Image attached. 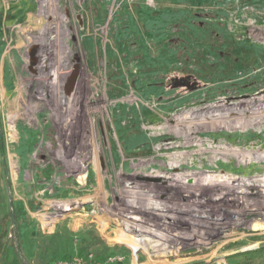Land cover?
Segmentation results:
<instances>
[{
  "label": "rangeland",
  "instance_id": "rangeland-1",
  "mask_svg": "<svg viewBox=\"0 0 264 264\" xmlns=\"http://www.w3.org/2000/svg\"><path fill=\"white\" fill-rule=\"evenodd\" d=\"M244 15L263 20L264 0H0V264H264V171L238 156L244 127L200 128L238 158L207 150L194 172L154 155L137 105L115 107L244 103L264 87Z\"/></svg>",
  "mask_w": 264,
  "mask_h": 264
},
{
  "label": "bare ground",
  "instance_id": "bare-ground-1",
  "mask_svg": "<svg viewBox=\"0 0 264 264\" xmlns=\"http://www.w3.org/2000/svg\"><path fill=\"white\" fill-rule=\"evenodd\" d=\"M262 19L263 20H260L259 18L250 20V18L247 19L246 16L244 15V28L245 29L249 28V33L244 34V46L246 44H254V43H258L259 41L260 42L264 41V17H262ZM230 25L233 29L231 32L233 31L236 32L238 28V24L234 22V18L231 19ZM229 33L230 30L228 31L227 34L228 37H229ZM253 87L255 86H252L250 89H248V91H251ZM247 95H248L247 93H244V98ZM138 98L136 97L135 94H133V97H131L129 100L124 99L123 102H117V103L115 102V107L118 108V106L121 104H127L129 107H133L132 105H137L140 108V116L144 119V121H146L145 123L146 125H144V130L151 132L149 136H151L154 140L158 142L157 147L155 148L157 153H155L154 155L156 154L159 155L160 153L158 154V152L163 151L164 153L161 154L164 158L163 161L167 160L169 162L168 163L169 165L173 166L175 164L178 165L179 168L187 167L194 172L195 171L201 172L203 168L209 166L208 164H206V162L204 161L202 162L200 158L207 150H210L207 152L209 153L212 152L216 154L218 153V155H220L219 153H221V155L236 156V159L238 158V156H242L244 158V169L255 170L256 168L259 171H264V162H263L264 137H262V134H264V87L259 88L256 91L255 95H248V98L246 99V101H244V103L241 104L236 103L237 105L227 108L217 107L208 112L200 111L201 113L198 112L190 116L185 115L179 118L174 116L168 117L166 116L165 112H162V110H156L155 107H151L149 105L144 104V102H142L143 99L139 100ZM189 125H193L191 126L192 128L189 127ZM208 125H215V127L216 126L224 127L226 125H230L231 127L234 128L244 127V136L248 137L244 141V154L238 155L236 154V152H231L232 150L228 149V147L224 148L221 147L222 145L219 146V144L218 146H216V144L215 145L207 144L204 140H202V137L211 135L210 131H204L200 129L203 127H207ZM213 128L214 127L212 126L211 129ZM253 129H259L260 131L255 132L253 131ZM166 131L167 133L173 131L176 134V136L174 137L172 136L173 138L169 136L167 137ZM159 135H163L161 139H158ZM249 139H254V141L249 142ZM133 147H134L133 144L132 146L127 147V151H132L137 148V147L135 148ZM145 151L146 149L144 147H139L136 149V152H138L139 155L144 153ZM211 160H213V156L211 157ZM253 163H257V164L255 165ZM151 164L149 167H151ZM254 190H255L254 193L258 195L260 201H262L261 203H263V206H261V208L264 209V190H261L259 188H254ZM260 227H264L262 226V222Z\"/></svg>",
  "mask_w": 264,
  "mask_h": 264
},
{
  "label": "built area",
  "instance_id": "built-area-1",
  "mask_svg": "<svg viewBox=\"0 0 264 264\" xmlns=\"http://www.w3.org/2000/svg\"><path fill=\"white\" fill-rule=\"evenodd\" d=\"M56 264H102L98 261H95L92 253L81 257V256H73L69 260H59Z\"/></svg>",
  "mask_w": 264,
  "mask_h": 264
},
{
  "label": "trees",
  "instance_id": "trees-1",
  "mask_svg": "<svg viewBox=\"0 0 264 264\" xmlns=\"http://www.w3.org/2000/svg\"><path fill=\"white\" fill-rule=\"evenodd\" d=\"M0 151L3 153L4 151V147H3V144L1 143V140H0ZM8 219H11V221H13V216L9 215V218ZM5 236V232L2 231L0 233V262L4 259V256H5V252H6V245L3 243V237ZM99 242V241H97ZM244 253H237V256H243Z\"/></svg>",
  "mask_w": 264,
  "mask_h": 264
},
{
  "label": "crops",
  "instance_id": "crops-1",
  "mask_svg": "<svg viewBox=\"0 0 264 264\" xmlns=\"http://www.w3.org/2000/svg\"><path fill=\"white\" fill-rule=\"evenodd\" d=\"M10 221H11V219H10ZM11 222H12V223L14 222V218H13V221H11ZM2 224H3V223H2ZM3 225H4V224H3ZM3 225H2V226H3ZM2 231H4V229H2ZM2 231H1V232H2ZM1 232H0V233H1ZM3 238H4V237H3ZM3 243H4V242H3ZM4 244H5V243H4ZM5 245H6V244H5ZM7 251H8V247L6 246L5 256H4V259H3L1 262H3V261L5 260L6 255H7ZM17 252H19V248H17ZM1 262H0V263H1Z\"/></svg>",
  "mask_w": 264,
  "mask_h": 264
},
{
  "label": "water",
  "instance_id": "water-1",
  "mask_svg": "<svg viewBox=\"0 0 264 264\" xmlns=\"http://www.w3.org/2000/svg\"><path fill=\"white\" fill-rule=\"evenodd\" d=\"M33 64H35V58L31 56L30 61H29V66L31 67Z\"/></svg>",
  "mask_w": 264,
  "mask_h": 264
},
{
  "label": "flooded vegetation",
  "instance_id": "flooded-vegetation-1",
  "mask_svg": "<svg viewBox=\"0 0 264 264\" xmlns=\"http://www.w3.org/2000/svg\"><path fill=\"white\" fill-rule=\"evenodd\" d=\"M50 129V128H47V130Z\"/></svg>",
  "mask_w": 264,
  "mask_h": 264
}]
</instances>
